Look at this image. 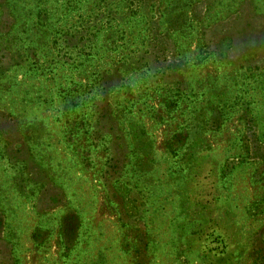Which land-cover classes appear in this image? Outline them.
<instances>
[{"label": "rangeland", "instance_id": "obj_1", "mask_svg": "<svg viewBox=\"0 0 264 264\" xmlns=\"http://www.w3.org/2000/svg\"><path fill=\"white\" fill-rule=\"evenodd\" d=\"M0 264H264V0H0Z\"/></svg>", "mask_w": 264, "mask_h": 264}]
</instances>
